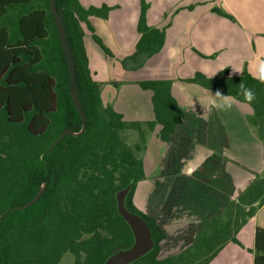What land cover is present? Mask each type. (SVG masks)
I'll list each match as a JSON object with an SVG mask.
<instances>
[{"label": "trees", "instance_id": "1", "mask_svg": "<svg viewBox=\"0 0 264 264\" xmlns=\"http://www.w3.org/2000/svg\"><path fill=\"white\" fill-rule=\"evenodd\" d=\"M56 4L75 61L86 128L50 147L65 127L79 131L82 123L69 93L68 65L49 0H0V264H100L133 240L115 201V192L129 182L126 206L146 220L155 240L150 253L130 264H208L229 241L239 244V229L264 204V167L236 199L204 221L187 248L158 258L165 233L153 216L134 205L132 195L144 178L140 155L145 152L146 130L160 124L159 136L167 140L183 117L171 94V80H137L142 89L152 91L154 119H123L102 101L85 42L89 36L105 51L88 19L106 18L112 7H83L79 0ZM147 7L140 0L139 38L134 51L120 61L124 69H138L164 44V28L146 23ZM212 10L232 18L218 7ZM254 77L248 71L230 75L224 69L212 75L197 71L177 80L193 94L233 99L264 146V83ZM241 83L254 93L250 103L239 95ZM130 133L138 140L129 143ZM41 184L37 200L20 208ZM252 264H264L261 226L254 230Z\"/></svg>", "mask_w": 264, "mask_h": 264}, {"label": "rangeland", "instance_id": "2", "mask_svg": "<svg viewBox=\"0 0 264 264\" xmlns=\"http://www.w3.org/2000/svg\"><path fill=\"white\" fill-rule=\"evenodd\" d=\"M79 2L83 7L100 6L102 4L112 7L106 18L90 16L88 19L93 32L106 48L104 51L96 46L100 58L95 57L97 54L94 56L96 58L94 65L101 67L100 78L104 79L106 74L103 64L106 65L107 59H113V64L118 67L120 61H115L116 56H123L130 52L135 45L140 0H79ZM145 2L148 4L146 10L147 25L164 28L165 40L162 48L145 60L136 74L131 73L126 78L171 80V94L176 96L173 97L177 99L175 101L178 102V107L183 112L181 122L184 118L186 124L187 120L188 131L186 129L181 130L183 132L181 137L179 134L173 135L179 125L178 123L175 125L174 132L167 138L168 141L161 139L159 136L160 129L157 131V137L154 134L150 139L153 132L150 131L148 137L146 134V155L140 156L143 158L142 162L146 160L148 164L152 161H166L167 158H169L168 160L178 161V164H184L186 157H194L198 154V151L202 153L210 151L207 139L203 137V119L196 118V116L197 113H204L206 103L201 100L209 102L208 97L211 95H192L191 98L181 99V96L185 93L183 91L188 93V90L177 79L192 77L197 71L212 75L224 69H228L230 75H240L244 71L258 74L264 65V0H145ZM212 7L224 10L232 18L214 12ZM86 44L88 49L89 42L87 40ZM105 52L111 54L112 57L105 54ZM114 80L117 83H124L123 80L114 76L110 77L109 81L112 83ZM174 82L183 87L182 92L177 88L172 92ZM99 83L102 90L104 83L101 81ZM196 90L194 92H197ZM126 91H128V99H125L124 104L128 111L135 113L134 108H136L139 116L154 115V113H147V110L151 107L150 97L152 98V91L151 96L150 92L141 90L138 86H131ZM101 98L105 105L111 103L107 94L105 96L102 93ZM197 98L199 99L195 100ZM140 107L141 109L144 108V111L140 112ZM131 114L128 113L130 117H134ZM194 123H198L200 128H197L198 125L193 127ZM148 131L146 130L147 133ZM210 137L212 143L214 139H212V136ZM138 138V135L130 133L127 136V141L132 143ZM189 142L197 143L199 147L192 148L189 146ZM258 149V146L253 144L247 150V153L253 156V151L255 153L259 152ZM239 150L237 156L246 152L245 148ZM257 164L262 165L260 156L256 161V166ZM240 168L242 166H237V171L241 170ZM160 174L161 171L156 174V177L149 176L145 182L135 186L134 191L136 190L135 196L138 201L137 206H135L150 216L155 212L156 217H153L156 220L161 216L163 209H166L168 205L175 204L180 209L179 219L193 218L194 215H191L190 212L185 214L184 211L192 209L196 212L197 206L206 204L207 199H199L197 193H200L201 189L203 190V186H198L199 183L194 184L196 182L191 181L187 182V187L183 189L181 183H177L180 184V186H177V190L173 189L168 193L169 190L166 186L169 185L170 179ZM232 176L234 180L235 177ZM172 180H178V177L176 176ZM158 213L159 215H157ZM256 225L264 227V204L256 211L255 216L249 218L239 229L236 235L239 244L229 241L215 255L216 258L214 257L208 264H252L253 235ZM159 251L160 246L158 254ZM64 261L71 262V259L66 258Z\"/></svg>", "mask_w": 264, "mask_h": 264}, {"label": "crops", "instance_id": "3", "mask_svg": "<svg viewBox=\"0 0 264 264\" xmlns=\"http://www.w3.org/2000/svg\"><path fill=\"white\" fill-rule=\"evenodd\" d=\"M138 38L139 33L137 31L136 42ZM86 40L89 42L88 49L89 54L91 55L89 67L91 69L92 75L95 79H98L99 81L104 83L103 88L101 90V97L102 93L105 94V96L107 94L111 101V103L109 102V104L112 105L116 111L120 112L123 115V119L125 120L147 121L154 119L153 114L144 117L139 116L138 110H136V108H134L135 113L128 111L124 104L125 99H128V91H126V89H130L131 86L140 87L139 84H137V80H139L140 78H126V76H129L131 73L136 74L139 69H124L121 64H118L117 67L116 64H113V59L109 58L107 59L106 65L103 64L106 78L101 79V67H97L94 65V62L96 60L95 57L100 58V55L97 52V45H95V43L91 41L89 36L85 37V42ZM135 45L133 47L134 49ZM133 48H131L130 52L124 54L123 56L117 55V59L115 61H121L123 57L130 55L134 51ZM262 67H264V65ZM250 73L254 76L258 75L252 72ZM113 76L119 78L120 80H123L124 83H117L116 80L111 83V81L109 80L110 77ZM125 82L128 83L125 84ZM172 88V92L176 90V88L179 89V91L183 90V87H181L180 84H177V82H174V84H172ZM140 89L150 92L151 96L150 90L142 89L141 87ZM183 92L185 93L181 96V99L185 97L191 98L193 97L192 95L200 96L199 94H191L189 91L188 93L186 91ZM198 99L199 98L195 100ZM208 99L209 102L203 99L201 100L202 102L206 103L204 113H197L196 116V118L203 119L204 122L203 137L207 139L208 147H210L208 148L210 149L208 153H202L201 151H198V154L194 157H186L184 160V164H178V161H174L173 159L168 160L169 158H167L166 161H152V163L149 164L146 160H143L144 178L139 180L136 185L145 182L149 178V176L156 177V174L160 173L161 171L160 175H164L165 177L170 179L169 185L166 186L167 190H169L168 193H170L173 189L177 190V186H180V184L177 183H181L182 188L184 189L187 187V182L194 181L196 182L194 184L199 183L198 186H203V190L201 189L200 193L197 192L198 198L207 199L206 204H201L197 206L198 209L196 212L192 209H190L189 211V209L183 208L186 209L184 211L185 214L190 212L191 215H194V217L191 219H179L178 216L180 209H178V206H176L175 204L168 205L166 209H163L161 216L156 219V222L165 233V237L161 240L159 245L160 251L157 255L158 258H164L166 256L176 254L187 248L193 242L195 235L203 225L204 221L211 215L220 212L224 208V205L228 200L236 199L245 190V188L255 179V176L263 172V143L261 142L260 138L254 131L249 121L247 120L245 113H243V111L239 108V105L231 98H221L211 95L208 97ZM226 102H231V108L222 107V105ZM139 111H144V108L141 109L140 107ZM128 113H132L131 115H134V117H130ZM147 113H154L152 102L151 107L147 110ZM184 120L185 119L183 118L182 122L179 123V125L176 127L173 135L179 134L181 137V135L183 134L181 130L186 129V131H188V126H186L187 120L186 124L184 123ZM198 123H194L193 127H197ZM160 127V124H156L154 126V129L152 130L153 132H148L147 137L150 133V139L154 134V136L157 137V131L160 129ZM197 128H200L199 125ZM210 136H212V139H214L212 143L210 141ZM253 144L258 146L259 152L255 153V151H253L254 155L251 156L247 153V150L250 149ZM189 146L195 149L199 147L197 143L192 142H189ZM241 148H245L246 152L241 153L239 154V156H237V152L240 151L239 149ZM143 155H146L145 152ZM259 156L262 160V165L257 164L256 166V161L258 160ZM252 159H254L253 162ZM237 166H242L243 169L240 168L242 171H237ZM227 172L229 174L228 176ZM232 175H234L235 177V182L233 180ZM176 176L178 177V180H172ZM238 176H240V178H238ZM135 194L136 190L133 193V203L137 206L138 201L136 199L137 197L135 196ZM173 195L175 196V194ZM157 215H159V213ZM152 216L156 217L155 212H153Z\"/></svg>", "mask_w": 264, "mask_h": 264}, {"label": "water", "instance_id": "4", "mask_svg": "<svg viewBox=\"0 0 264 264\" xmlns=\"http://www.w3.org/2000/svg\"><path fill=\"white\" fill-rule=\"evenodd\" d=\"M50 10L53 15L57 34L63 49L65 60L69 70V93L75 108L81 117V129L74 131L72 128L65 127L58 137L51 143L50 147L56 145L65 135H79L86 128V116L81 106L78 89L76 85L75 61L71 47L69 45L63 24V13L57 8L56 0H49ZM132 182L127 183L124 187L115 192L116 208L119 215L128 224L132 235V242L112 253H110L100 264H130L136 259L150 253L155 245L151 229L146 220L139 214L132 212L126 206V197L130 191ZM44 184H41L35 195L25 204L19 206L25 208L37 200L43 191Z\"/></svg>", "mask_w": 264, "mask_h": 264}, {"label": "clouds", "instance_id": "5", "mask_svg": "<svg viewBox=\"0 0 264 264\" xmlns=\"http://www.w3.org/2000/svg\"><path fill=\"white\" fill-rule=\"evenodd\" d=\"M258 79L261 83H264V67H262L257 76L254 77ZM221 95L219 92H217ZM239 95L243 97L244 102H251L254 99V93L251 88L245 86L243 83L239 85ZM224 108H231V102H226L222 105Z\"/></svg>", "mask_w": 264, "mask_h": 264}]
</instances>
